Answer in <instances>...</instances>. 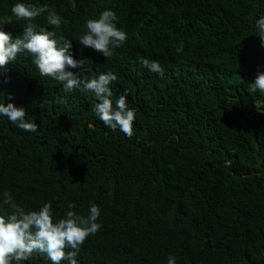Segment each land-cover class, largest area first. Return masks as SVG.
Masks as SVG:
<instances>
[{
    "label": "trees",
    "instance_id": "trees-1",
    "mask_svg": "<svg viewBox=\"0 0 264 264\" xmlns=\"http://www.w3.org/2000/svg\"><path fill=\"white\" fill-rule=\"evenodd\" d=\"M15 3L55 10L59 29L47 13L33 23L55 31L58 46L71 42L91 68L82 77L116 75L110 99L127 92L134 135L94 115L92 92L64 91L19 53L0 69V103L23 107L38 131L0 115V215L13 212L5 191L25 212L50 203L54 221L69 203L84 216L96 204L102 227L78 264H264V95L248 91L264 73L255 26L264 0H0V18ZM104 10L127 35L108 58L78 41ZM24 26L0 28L15 38ZM20 264L52 262L33 253Z\"/></svg>",
    "mask_w": 264,
    "mask_h": 264
},
{
    "label": "clouds",
    "instance_id": "clouds-1",
    "mask_svg": "<svg viewBox=\"0 0 264 264\" xmlns=\"http://www.w3.org/2000/svg\"><path fill=\"white\" fill-rule=\"evenodd\" d=\"M47 13L46 23L54 29H59L62 18L54 9L47 5L37 7L33 4L15 3L11 7V16L0 18V26L10 24L13 18L24 21L22 34L13 38L0 28V69L13 62L21 52H27L33 57V63L41 77H50L62 84L63 90L71 92L80 89L92 92L97 103L92 112L106 127L113 131L119 130L128 139L134 135L133 122L135 109L128 106L127 92L121 94L113 105L110 97V85L117 77L111 72L101 73L92 78L82 77L83 73L91 71L86 59H74L70 51L71 42L66 39L62 46H58L55 31H47L33 23L35 18ZM116 14L111 10H104L98 19H88L85 23L86 31L79 37L82 46L90 47L108 58L114 55V49L126 43L125 31L118 29L115 22ZM257 35L264 46V16L255 21ZM63 39V37H61ZM140 63L150 72L163 75V68L157 61L140 58ZM70 69H79L72 71ZM250 93L264 95V73H258L254 82L250 83ZM3 94L0 93V96ZM11 99V96H9ZM0 115L7 117L25 132H36L38 126L26 120L27 113L23 107L13 103H0ZM3 204L8 205L13 212L0 215V264H20L28 260L33 253L45 254L52 264H78L76 257L84 241L95 235L102 225L97 222L100 209L91 204L88 215H80L72 209L74 203L68 204V211L64 218L54 221L50 203H44L39 210L28 211L17 205L8 191L3 193ZM167 264H175V257L169 256Z\"/></svg>",
    "mask_w": 264,
    "mask_h": 264
}]
</instances>
